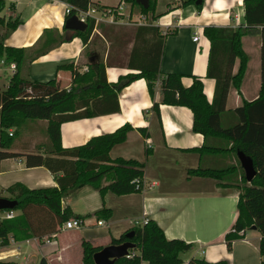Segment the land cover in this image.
<instances>
[{"label": "crops", "instance_id": "0c3cea01", "mask_svg": "<svg viewBox=\"0 0 264 264\" xmlns=\"http://www.w3.org/2000/svg\"><path fill=\"white\" fill-rule=\"evenodd\" d=\"M3 1L0 15L4 18L13 16L19 20L4 37L3 44L25 47L37 42L36 47L40 48L49 35L45 29L62 34L61 41L23 62L20 70L31 79H52L59 88L65 90L74 84L71 70L78 73L86 71L87 62L92 58L105 61L107 56L104 65L107 82L115 81L119 74L138 70L125 64L134 27L121 25L153 24L159 34L171 29L175 31L165 33L162 37L159 76L153 82L151 96L145 79L137 77L117 91V112L61 120L58 126L59 147L65 149L81 145L91 137L110 133L123 123H128L131 129L126 132L125 139L112 145L107 155L110 159H134L144 163L141 190L120 195L106 190L100 195L96 189L85 185L64 194L60 199V208L68 212L67 218L78 216L81 219L80 227L61 230L59 223L54 232L40 237L31 236L23 240L8 238L7 244L0 246V261L34 264L33 257L39 255L45 264H81L82 241L101 248L111 244V239L135 227L134 220L139 221L145 216L160 227L167 239L179 238L191 243L187 251L179 254L180 264L197 258L195 253L201 254L208 262L224 260L227 264H255L252 248L257 250L260 264V234L250 240L248 231H245L243 238L234 240L229 249L223 238L236 216L241 175L236 176V172L218 180L186 174L188 169L197 167L219 169L236 165L231 153L209 154L198 151L205 142L219 149H227L231 142L218 138L204 141L200 133L191 129V111L185 106L160 103L159 88L162 73H182L183 85L190 82V74H196L201 77L207 101L211 100L214 79L205 75L209 43L201 27L205 24H245L243 0H201L199 9L194 2L186 0L166 1L159 16H150V21L138 19V22L125 20L124 16L131 13L130 4H127V10H123L121 0H89L87 8H95L91 14L99 18L94 22L100 23L103 31L101 33L99 27L94 25L85 42L74 35V30L63 28L66 0ZM115 5L118 6L119 14L114 17L102 9ZM158 12L154 10V14ZM193 31L199 32L197 40L191 39ZM95 32L98 36L92 39ZM143 34L148 36L150 33ZM155 37L156 33L149 39L152 41ZM241 42L248 55L246 69L240 82V91L233 85L228 86L224 108L219 114L222 127L238 123L234 108L241 104L242 99L251 101L259 94V49L262 42L259 28L244 34ZM99 47L102 49L100 52L97 49ZM237 65L238 59L232 72L236 71ZM11 73L6 64L0 65V90L6 87ZM153 102L157 103L156 110L152 108ZM80 110L82 108L75 111ZM47 126L46 119L23 118L19 119L18 127L7 129V132L12 133L11 141L7 148H0V151L14 153V156L0 158L1 197L9 196L5 189L13 183H19L27 189L57 187L56 177L63 174L62 170L53 173L43 165L26 164L27 155L56 157ZM63 165L65 167L67 163ZM101 183L105 184L107 180L102 179ZM17 214L19 210L14 211V216ZM51 234L54 235L50 242L42 243L41 238ZM193 243L198 246L190 253ZM132 253H138L136 247L132 248ZM138 264L147 262L141 260Z\"/></svg>", "mask_w": 264, "mask_h": 264}, {"label": "trees", "instance_id": "16d2710c", "mask_svg": "<svg viewBox=\"0 0 264 264\" xmlns=\"http://www.w3.org/2000/svg\"><path fill=\"white\" fill-rule=\"evenodd\" d=\"M124 1L130 5H137L142 14L150 13L151 18L159 14H154L155 0H148L147 7L141 6L135 0ZM186 1L194 2V0ZM66 2L69 7L64 18L85 11L89 0H66ZM3 5L4 1L0 0V10ZM117 5L101 7L118 15ZM194 5L199 9L200 3ZM243 6L245 24L236 26L205 24L201 27V32L209 43L205 75L214 79L211 100L207 101L203 94L200 75L190 74V82L183 85L182 73L171 71L162 73L159 77L160 103L187 107L192 114V131L200 133L204 141L208 138H218L231 142V146L227 149L209 146L205 142L198 149L199 152L209 154L233 152L236 155L237 150H240L252 159L257 174L247 182L242 172L236 216L223 238L229 249L234 240L243 238L244 232L255 226L260 232L258 242L260 264H264V0H243ZM18 22L16 17L4 18L0 15V29H2L0 57L4 62L13 61L16 66L8 77L6 87L0 90V148L9 146L12 133L8 135L7 129L18 127L19 119H46L49 140L55 148L56 157L27 155L26 164L43 165L53 173L62 170L63 174L56 177L57 187L27 189L19 183H13L5 189L9 194L6 198L16 200V206L11 210H19V214L10 219H0V246L7 244L8 238L23 240L54 232L56 225L66 220L68 216V212L60 208L61 197L82 186H91L100 195L106 190L117 195L141 190L144 163L134 159H110L107 155L112 145L125 139L126 132L131 129L128 123H123L110 133L91 137L81 145L65 149L59 147L58 126L61 120L117 112V91L137 77L145 79L148 94L151 96L153 82L159 76L158 63L162 37L165 33L175 31L171 29L159 34L153 24H137L133 29L132 43L125 63L129 68L138 69L136 72L119 74L115 81L107 82L104 75L107 56L105 61L102 58H92L87 62L86 71L78 73L76 70H71L74 84L65 90L59 88L57 82L52 79L46 81L31 79L20 70L23 62L31 60L46 51L49 46L61 41L62 34L54 33L52 29H45L49 35L40 48L36 47L37 42L25 47L3 44L4 37ZM85 22L86 27L83 30L73 32L82 42L86 41L94 25L99 27L102 33L103 28L100 23L95 24L92 16L87 15ZM258 28L262 35L259 49L261 85L258 97L251 101L242 99L241 104L234 108L239 118L238 123L222 127L219 114L224 108L228 86L233 85L240 91V82L248 60V55L242 47L241 37ZM147 32L150 34L145 36L143 33ZM154 33L156 37L151 41L149 37ZM236 59H238L237 69L232 72ZM79 108L82 110L75 111ZM152 108L157 109L156 102L152 103ZM147 147L148 145L145 147L146 150ZM10 156H14V153L0 151V158ZM57 163L61 165L55 166ZM65 163L67 165L64 167ZM238 169L237 165L219 169L197 167L188 169L186 174L222 180L236 173ZM102 179L107 180V183H101ZM130 230L133 231L130 238L125 237V232L118 238L111 239V244L128 240L135 244L138 253H132L130 249L128 251L132 254L130 257L117 258L111 264H138L141 260L146 261L147 264H180L179 254L191 247V243L182 239H167L160 227L151 219L142 226ZM81 249V264H94L92 253L100 247H93L88 242L82 241ZM0 264L14 263L0 261ZM37 264H45L44 259L40 258ZM186 264L227 263L224 260L208 262L203 258H191Z\"/></svg>", "mask_w": 264, "mask_h": 264}, {"label": "water", "instance_id": "95a60500", "mask_svg": "<svg viewBox=\"0 0 264 264\" xmlns=\"http://www.w3.org/2000/svg\"><path fill=\"white\" fill-rule=\"evenodd\" d=\"M143 7H147L148 0H135ZM201 0H194L195 3H200ZM63 26L69 30H83L86 27V22L80 20L75 13L68 15L63 20ZM236 157L243 170L245 179L250 182L257 174L254 168L252 159L240 150H237ZM16 206V200L0 197V210L13 209ZM251 230H255L256 227L252 226ZM126 238H130L133 235V231H127ZM135 247V244L126 240L118 244H108L101 247L99 250L92 253V261L94 264H111L115 259L126 256L128 250Z\"/></svg>", "mask_w": 264, "mask_h": 264}, {"label": "built area", "instance_id": "2783aa9c", "mask_svg": "<svg viewBox=\"0 0 264 264\" xmlns=\"http://www.w3.org/2000/svg\"><path fill=\"white\" fill-rule=\"evenodd\" d=\"M68 5L65 6L64 8V12L67 13L68 12ZM118 7V6H117ZM95 11V8H86L85 11H79L78 13H76L77 17L80 20L85 21V18L87 15L92 16L94 18V21H97L99 18L95 15H92L91 12ZM104 12H108L110 16L114 17V13H112L111 11H109V9L103 10ZM116 13L119 14V11H117L116 8ZM142 19H144V16H140ZM112 17H110L111 19ZM199 37V32L198 31H193V33L191 34V39L192 40H197ZM2 64H6V66L8 68H10V71L14 70V62L10 61V62H4L3 58L0 57V65ZM8 135H10V131L8 132ZM14 216V211L11 209H7V210H2L0 211V219H10ZM147 218L145 216H142L141 219L139 221L134 220L133 224L136 226H142L143 224H145L147 222ZM98 224H100V221L97 222ZM81 225V219L78 217H70L66 220H64L63 222H61L60 224V228L61 230H68V229H77L79 228ZM135 226V227H136ZM54 234L48 235V236H43L41 238L42 243H48L50 242L51 236H53ZM132 254H129L127 252L126 257H130Z\"/></svg>", "mask_w": 264, "mask_h": 264}, {"label": "rangeland", "instance_id": "374dc122", "mask_svg": "<svg viewBox=\"0 0 264 264\" xmlns=\"http://www.w3.org/2000/svg\"><path fill=\"white\" fill-rule=\"evenodd\" d=\"M166 1H172V0H155V7H154V10H156L158 13V16L161 14L160 13V9H162V7H163V5L165 4V2ZM121 4H123L124 5V7H123V10H127V4H129V3H127L126 1H124V0H121ZM131 13H129L128 15H126V16H124L125 17V20L126 21H130V22H138L139 20H148V21H150V19H149V17H150V15H149V13H143V16L144 17H146V18H144V19H142L140 16L142 15V13H140V11H139V8H138V6L137 5H135V4H133L132 5V8H131V11H130ZM140 14H139V13ZM138 17V18H137ZM139 19V20H138ZM122 27H126V28H131L132 26L134 27L135 25H126V24H123V25H121ZM123 32V31H122ZM124 32H127V30H125ZM98 36V34H96V32L93 34V37H92V39H95L96 37ZM101 43H102V40H101ZM100 43V44H101ZM90 47V46H89ZM96 47V46H95ZM97 49H99V52L102 50L101 49V47H99V48H97ZM228 153H231V157L232 156H234V159H235V162H236V165L239 167V171L237 170V175L236 176H238L239 174L241 175L242 174V172H243V170L241 169V167H240V163H239V161H238V159H237V157H236V155L233 153V152H228ZM232 159V158H231ZM235 179L236 180H238V177H235ZM239 181H241V183H242V179L241 180H239ZM232 205V204H231ZM15 211V210H14ZM68 219V218H67ZM246 231H248V233H249V238H250V240H252V237H255V236H257V235H259L260 234V232L258 231V230H251V229H249V230H246ZM197 246H198V244L197 243H193V245H192V248L190 249V253H192V252H194L195 251V249H197ZM250 249H251V247H250ZM252 253H254V263L255 264H259L258 263V260H257V255H258V252H257V250H255V249H253L252 248ZM256 251V252H255ZM195 256L197 257V258H202L203 256L200 254H196L195 253ZM34 264H37V262L39 261V259H40V256L39 255H35L34 257Z\"/></svg>", "mask_w": 264, "mask_h": 264}]
</instances>
